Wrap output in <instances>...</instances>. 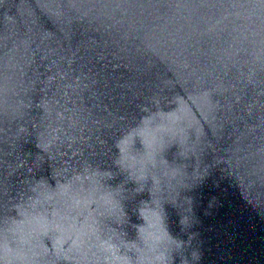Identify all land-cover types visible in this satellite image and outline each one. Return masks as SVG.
I'll list each match as a JSON object with an SVG mask.
<instances>
[{
    "label": "water",
    "instance_id": "1",
    "mask_svg": "<svg viewBox=\"0 0 264 264\" xmlns=\"http://www.w3.org/2000/svg\"><path fill=\"white\" fill-rule=\"evenodd\" d=\"M168 232L264 264V0H0V264H164Z\"/></svg>",
    "mask_w": 264,
    "mask_h": 264
},
{
    "label": "clouds",
    "instance_id": "2",
    "mask_svg": "<svg viewBox=\"0 0 264 264\" xmlns=\"http://www.w3.org/2000/svg\"><path fill=\"white\" fill-rule=\"evenodd\" d=\"M145 120H148L149 121V127H157L158 126V121H154L152 119V116L150 114H146L144 117L141 118L140 122L135 126L137 128L139 127H142L144 126V121ZM135 137H139V136H135ZM133 137V143H134V138ZM140 138V137H139ZM121 139H123V136L121 137ZM141 139V138H140ZM181 226H182V230L185 228V225H183L181 222H180ZM168 235L169 237L172 239V240H175L178 242V248H173L172 252L167 254L166 257H165V261H164V264H169V261L167 259V256L170 255L171 257V262L170 264H174V260H175V256H174V253L175 254H178L179 252H183V250L185 249V247L189 246L190 243H191V239L193 238L191 235L189 237L188 240H181L177 237H174L171 233L168 232ZM179 255V254H178ZM190 256L193 260H198L199 259V252L197 249H192L191 253H190ZM180 259H179V264H189V259L187 256L183 255H179Z\"/></svg>",
    "mask_w": 264,
    "mask_h": 264
}]
</instances>
